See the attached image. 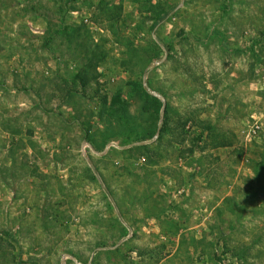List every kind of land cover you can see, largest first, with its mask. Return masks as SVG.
<instances>
[{
    "label": "rangeland",
    "instance_id": "rangeland-1",
    "mask_svg": "<svg viewBox=\"0 0 264 264\" xmlns=\"http://www.w3.org/2000/svg\"><path fill=\"white\" fill-rule=\"evenodd\" d=\"M0 264H264V0H0Z\"/></svg>",
    "mask_w": 264,
    "mask_h": 264
},
{
    "label": "built area",
    "instance_id": "built-area-1",
    "mask_svg": "<svg viewBox=\"0 0 264 264\" xmlns=\"http://www.w3.org/2000/svg\"><path fill=\"white\" fill-rule=\"evenodd\" d=\"M111 146H113V143H110V144L108 145V147H111ZM87 148H90L89 145L86 144V143H84L83 146H82V152H83L84 154H85V150H86Z\"/></svg>",
    "mask_w": 264,
    "mask_h": 264
}]
</instances>
